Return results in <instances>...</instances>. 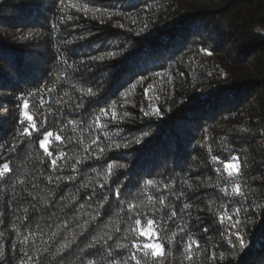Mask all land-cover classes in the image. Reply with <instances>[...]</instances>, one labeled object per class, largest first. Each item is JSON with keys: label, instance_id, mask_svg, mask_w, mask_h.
I'll return each mask as SVG.
<instances>
[{"label": "trees", "instance_id": "1", "mask_svg": "<svg viewBox=\"0 0 264 264\" xmlns=\"http://www.w3.org/2000/svg\"><path fill=\"white\" fill-rule=\"evenodd\" d=\"M101 55L103 60L89 62L91 70H75L82 60ZM89 87L96 95H87ZM20 96L30 110H18ZM81 97L84 106L76 108ZM141 109L160 114L146 117ZM21 110L33 116L39 131L10 153ZM70 119L75 123L68 124ZM33 122L25 117L24 126L31 131ZM49 131L54 155L42 167L38 141ZM0 145H7L0 148V165H12L0 182L6 189L0 191V264H18L24 251L35 256L46 239L37 224L47 231L53 221L69 222L67 229H58L53 251L73 241L60 264H86L93 259L84 251L93 236L116 234L117 227L125 228L116 234L121 243L153 242L138 235L139 227L123 239L128 217L135 216L128 205L161 208V198L167 201L165 218L173 207L178 214L167 236L187 222L183 204L193 205L191 234L200 247L189 253L187 237L183 245L165 238L166 248L154 264H264V0H65L63 12L55 0H0ZM237 154L247 160L246 200L223 195L236 183H227L223 164ZM50 159L58 161L55 170ZM78 159L86 163L74 170ZM126 179L121 204L114 189ZM147 179L153 184H145ZM173 185L185 193L179 201ZM13 188L22 194L21 207L29 208L27 223L17 218L26 214L13 202ZM43 200L55 201L49 205L55 215L32 214L31 205L42 206ZM102 201L101 216L85 225ZM64 204L68 207L62 209ZM241 204L245 211L237 216ZM162 212L155 214L158 221ZM197 215L202 227L196 226ZM236 220L238 229H231ZM29 227L36 232L35 247L19 243ZM214 249L215 261L210 259ZM94 259L101 264L99 255ZM44 264H56L50 253ZM146 264H153L151 257Z\"/></svg>", "mask_w": 264, "mask_h": 264}, {"label": "snow or ice", "instance_id": "2", "mask_svg": "<svg viewBox=\"0 0 264 264\" xmlns=\"http://www.w3.org/2000/svg\"><path fill=\"white\" fill-rule=\"evenodd\" d=\"M57 7L60 9L61 12L64 10V4L65 0H55ZM96 11H100L99 8L96 9ZM61 19L63 20L64 17L62 16ZM56 26L53 25V28ZM259 31V30H258ZM32 33H29V36H31ZM27 39L28 37H24ZM83 38V37H81ZM67 43H71V41H68ZM202 52H206L208 55H211L212 53L208 51V49L202 48ZM107 55L109 57H113L115 53L113 52H108ZM104 57L103 55L101 56H89L87 60H82L80 62L81 68L75 69L77 71H84V70H91V65L89 64L90 61H99L103 60ZM61 75H65L64 73H61ZM158 75V74H156ZM143 79V77H141ZM45 88L47 89V86L45 85ZM47 91L51 92V89H47ZM79 91L83 92V89H79ZM145 94L147 95V90L145 91ZM87 95L92 96L96 95V93L93 92V89L89 87L87 89ZM18 100L23 101L22 105L18 104L17 108L18 110L22 109L23 110H30V102L28 100H23V96L17 97ZM41 103L43 104V97H41ZM84 106V100L83 97L80 98L79 103H75L76 108H83ZM20 111V118L17 119L16 121V128L14 131L13 135V141H15L11 146L7 145H0V148L8 147L10 153H15L18 151V144H23L24 140L23 138L25 136H31L32 131H39V128L36 127V125L33 122V116L28 114L26 111ZM50 114L53 116H56V112H52L51 110ZM101 113H103L105 110L100 109ZM144 116H150V115H159L158 110H153V112H147L143 111ZM115 115V113H113ZM25 117L27 121L33 122L31 125V131L30 127L24 126L25 124ZM45 124L48 123L47 120L44 121ZM75 121L73 120H68V124H73ZM22 129V130H21ZM53 135L51 131L47 132L44 135V138L39 140V149L43 150L44 157L43 159H39L40 165L43 167L46 163L49 162V158H51L54 153L50 150L49 148V143L50 140L49 138ZM56 140L59 141L61 140V136L57 135ZM139 143V141H137ZM116 148H119L120 145L116 144ZM125 147H127V144H125ZM103 151V150H101ZM0 156H3V152H0ZM219 157L213 156V160L219 161ZM81 163H86V160H77V164H74L72 167L75 170L77 168V165ZM50 164L55 170V168L58 165L57 159H50ZM126 165L121 164L120 168H125ZM247 167V160H241V157L239 154L237 155H230L229 156V161L223 164V168L225 171H227L228 175L226 177V181L229 184H232L233 180L236 181L234 184L231 193L229 192L228 188L223 189V195L225 198H235V197H244L246 200L247 197L245 196L244 193V184H243V177L245 175L244 169ZM107 168L109 170V173H112L113 165L109 163L107 165ZM12 172V165L10 162L3 163L0 165V182L5 180L7 178V175ZM130 179V176L128 177ZM48 182L51 184L53 183L52 178L49 176ZM128 180L126 179L125 181L121 182L118 184L115 189V197L116 201L118 203H123L122 202V196H123V189L125 188ZM57 184L59 181L56 182ZM110 183V181H109ZM137 184L139 181L136 182ZM184 184L187 185L189 189L193 188V185L190 181L184 180ZM145 184L151 185L153 184L152 179H147L145 180ZM165 189L169 188V184L165 182ZM205 187H212V185H203ZM35 187V185H34ZM82 187H88L87 184L82 185ZM101 187H104V185H101ZM173 194L176 197V200L179 201L181 197L185 195L183 188L181 189H176L175 186H172ZM250 190V189H249ZM0 191H6V189H0ZM28 195H31L28 193ZM49 195L51 196L52 193L49 192ZM22 194L19 192H16L15 189L13 188V196L12 200L14 203L17 204L18 210H22L26 215L21 217H17L18 219H21L23 223H27L30 219L31 216L28 215L29 213V208L28 207H21L22 200H21ZM37 198L35 196H32V200L35 201ZM108 197H104V201H108ZM153 199V198H149ZM89 204L92 202V197L89 196L88 198ZM54 205L55 201H49V200H43L42 201V206H37V204L33 203L31 205V211L32 214L40 213L43 215H55L54 212H50L49 205ZM159 204L162 206L161 208H156V207H151V209L147 207H143L142 209L138 210L136 205L129 204L128 205V212L129 213H135V216H129L128 220L131 221L126 225V233L123 236V239L127 241L129 233H134L136 232L137 227H139V233L138 235L140 237H148L149 240H152L153 242L151 244L145 243V244H140L136 241V239H133L130 243H121L117 239V235L121 233L122 231H125V228L117 227L115 230L116 234H108L106 233L105 235L102 236H93L92 240L89 241V243L86 245L85 255L89 257H93V259H89L86 264H97V261L94 259L95 256L99 255L101 264H146L147 260L149 257L152 258L153 264L155 261L161 259L163 250L166 248V245L164 243L165 238L168 240V243H171L173 245H183L185 243V237H187V247L185 249L186 252H192V251H197L199 250L200 247V240L197 238H194L191 234V229L193 228V224L191 223L192 220V215L190 212V209L193 207L191 203L185 202L183 204V209L182 212L187 216V222H182L177 225L176 229L172 231L171 236H167L168 230L171 228L172 224L175 222L177 218V212L175 207H173L170 211V214L167 215L165 218V215L162 212L163 206L167 204V201L163 198L159 200ZM64 207H68V205L64 204L62 205V209ZM83 205H81V209H83ZM61 209V210H62ZM105 209V203L99 202L98 206L94 209L93 214H89L90 219L85 220L84 224L89 225L93 221H96L98 217L101 216L102 212ZM71 210V209H70ZM241 211H245L243 208V205L241 204L239 207L235 209V213L238 216ZM156 212H162L159 221L156 218ZM151 213V215H150ZM66 215V213H65ZM146 220L148 230H145L144 228V223H145V217H149ZM77 220L80 219V217H75ZM229 219H234V217L229 216ZM197 220V227H202V225L199 224V216L197 215L196 217ZM68 221L61 220L59 224L55 223L53 221L52 223L47 224V231H45L43 228H40L39 224L36 226V230L42 235L45 236L46 239H44L41 242V246L36 248V255H30L29 252L24 251L22 252V255L18 261V264H44V260L47 259L49 253L52 256V259L56 261V264H60V261L64 259V255L67 252L69 248H71L73 241L65 240L63 243L59 244L58 247H55V251H53V246L57 243V238L60 236V232L58 229L61 227L67 229L68 227ZM241 221L236 220L233 225H231V229H238ZM83 226V225H82ZM230 229V230H231ZM12 231L16 233L17 236H21V232L13 226ZM29 235L22 236V239L19 241V243L24 244L25 246H32L35 247V236L36 232H34L30 227L28 229ZM203 232L207 233L208 229L205 227L203 228ZM4 233L0 232V236H3ZM31 238V239H30ZM178 238V239H177ZM236 238L239 241V247L241 249H244L246 247L244 243V238L239 235L238 232H236ZM230 243H233L230 241ZM115 245V247L113 246ZM124 250H127V254H125ZM0 255H3V253H0ZM189 259H192L191 256L188 257ZM211 260L215 261L216 260V254H215V249L213 250V254L210 257ZM221 261L224 260V255L221 253L220 257ZM81 264H85V261L81 260Z\"/></svg>", "mask_w": 264, "mask_h": 264}, {"label": "rangeland", "instance_id": "3", "mask_svg": "<svg viewBox=\"0 0 264 264\" xmlns=\"http://www.w3.org/2000/svg\"><path fill=\"white\" fill-rule=\"evenodd\" d=\"M145 230H148V227L145 228ZM146 237V236H145ZM146 239H148V237H146ZM149 240V239H148ZM152 241V240H150ZM152 242L148 243V244H151Z\"/></svg>", "mask_w": 264, "mask_h": 264}]
</instances>
